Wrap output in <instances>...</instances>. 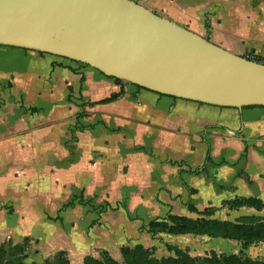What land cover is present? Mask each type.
I'll use <instances>...</instances> for the list:
<instances>
[{
	"label": "crops",
	"instance_id": "obj_1",
	"mask_svg": "<svg viewBox=\"0 0 264 264\" xmlns=\"http://www.w3.org/2000/svg\"><path fill=\"white\" fill-rule=\"evenodd\" d=\"M132 1L201 37L206 34L228 52L264 57V0ZM1 93L8 101L0 111V210L13 203L20 213L0 241L9 234L27 237L34 229L25 232L18 225L42 228L53 221L59 229L37 239L42 254L62 250L70 264H83L87 255L106 251L118 260L117 247L127 238H148L142 227L158 206H180L189 213L184 205L191 196L184 184L196 193L264 195V140L252 139L264 130V108L214 107L161 95L62 57L2 46ZM112 95L116 98L106 101ZM230 139L240 145L232 159L224 152ZM208 149L206 174L188 173L204 164ZM251 154L262 165L253 174ZM80 197L97 215L85 238L68 219L83 206ZM74 198L73 207L58 212ZM93 199L112 210L99 214L102 205ZM54 234L57 246L49 242Z\"/></svg>",
	"mask_w": 264,
	"mask_h": 264
},
{
	"label": "water",
	"instance_id": "obj_2",
	"mask_svg": "<svg viewBox=\"0 0 264 264\" xmlns=\"http://www.w3.org/2000/svg\"><path fill=\"white\" fill-rule=\"evenodd\" d=\"M0 46L62 57L161 95L264 107V64L132 0H0Z\"/></svg>",
	"mask_w": 264,
	"mask_h": 264
},
{
	"label": "rangeland",
	"instance_id": "obj_3",
	"mask_svg": "<svg viewBox=\"0 0 264 264\" xmlns=\"http://www.w3.org/2000/svg\"><path fill=\"white\" fill-rule=\"evenodd\" d=\"M203 36L205 38L206 34ZM121 83L129 84L123 81ZM2 95L3 93L0 94V111L4 110L8 101V97ZM214 129L217 128L215 127ZM226 135L231 138L233 137L228 133ZM233 138L238 137L234 136ZM252 139L264 140V130L261 132L258 130ZM227 143L225 147L228 150L226 149L224 152L231 159L235 158L239 152L240 145L233 139H230ZM250 157V165H248L250 168L248 171L253 174L255 173L254 169L259 170L262 165L254 161L258 159V156L253 157L251 154ZM244 158H246V155L242 156L238 165L242 164L241 161ZM260 159L262 158L260 157ZM240 174H245V170L243 169ZM183 195L187 201L186 193L184 192ZM248 198L258 199L259 204H249L245 201ZM103 201L105 200L102 199ZM189 201L197 207L199 213H184L180 206H176L175 209H162V207L158 206L157 209L153 210L155 216L149 215L148 218L159 222L167 219L168 216L184 217L191 220H204L209 224L204 227L206 229L208 228L211 232L219 230V227L229 233L236 232L237 228L255 226L264 221V195L255 193L254 191L249 190L244 193L235 192L228 194L206 189V191L201 193L193 194ZM92 203L102 205L94 199ZM90 207H92L91 202L89 204H83L81 208L77 207L74 209V213L72 211L68 217L75 229L82 231L81 234H78L82 238L86 237L85 229L88 227L91 218H97V215ZM16 208V205L13 203H5V208L0 210L6 215V218H4L0 212V234L7 233L10 225L14 223V219L19 215L20 209ZM75 218L78 221L76 225H74ZM150 221L148 220V223ZM163 222L171 226L168 219ZM223 223L229 225L219 226ZM29 227H34L33 231L29 232ZM17 228L26 230L25 232L28 231V235L24 237L23 235H17V233L15 235L13 234V236L9 234L0 241V264H44L45 262L58 264L59 262H63V260L69 263L65 251L53 249L51 254H42L39 240H37L45 238V235H43L44 232L53 233L55 229H59V227L57 228L56 222L48 221L46 225L42 224V228L40 223L31 226L21 224ZM61 228L63 227L61 226ZM12 229L13 227H11L10 231ZM147 235L148 238L146 240L139 241L130 238L132 239L130 243V239L127 238L126 242L122 243L123 245L117 247L120 254L118 260L113 259L106 251H100L97 256L87 255L84 257L83 264H264V240L247 243L246 240L241 238L209 236L204 233L174 234L167 229L159 230L154 239L149 234ZM119 236L118 232L116 234L117 241L120 240L121 236ZM58 237L56 234L48 236L49 240H51L48 241L52 246L59 245L60 240ZM43 246H46V244L43 243Z\"/></svg>",
	"mask_w": 264,
	"mask_h": 264
},
{
	"label": "trees",
	"instance_id": "obj_4",
	"mask_svg": "<svg viewBox=\"0 0 264 264\" xmlns=\"http://www.w3.org/2000/svg\"><path fill=\"white\" fill-rule=\"evenodd\" d=\"M39 53H41V52H39ZM246 58L253 60L255 62L264 64L263 58L260 56H254L253 58H249V57H246ZM82 65H84V64H82ZM84 66H87V65H84ZM111 79H113V78H111ZM113 80L117 83H121L120 80H117V79H113ZM115 98H116V96L112 95L106 101H111V100H114ZM245 108L249 109V108H264V107H245ZM209 161H210V158H209V149H208L207 153H206V158H205L204 164L198 168H195L194 170L188 171V173H190L192 175H196L199 173L206 174V165L205 164ZM184 187L186 188L189 196H192L193 194L196 193V190L188 188L185 184H184ZM74 201H75V198L70 200L68 203L63 204L60 207V209L58 210V212H61L62 210L66 209V208L73 207ZM245 201L248 202L249 204H252V203L253 204H256V203L259 204L258 199L248 198ZM77 202H78V204H81V205L90 203V201H88V202H86L84 200L82 201L81 197L78 199ZM184 207L190 213H199L198 210L195 208V206L190 201H188L184 205ZM98 208L99 207H95V209H98ZM107 209L112 210V207L109 205V203L102 205L99 208L98 213L100 214ZM167 219L171 223V226L167 225L166 222H163ZM167 219H164L162 222H159L157 220H152L147 225H144L142 227V230L145 231L147 234H149L150 237L153 239L157 236L159 230H166L167 229L169 232L174 233V234L204 233V234H207L209 236H220V237H224V238H235V239L241 238L243 240H246L247 243L264 240V221H263V223H258L255 226H243L241 228H237L236 232L229 233L228 231H224L223 229H220L219 227H218L219 230H215L214 232H211L208 228L206 229V227H204V226L209 225L207 223V221H204V220H191L188 218L175 217V216H168ZM93 224H97V223L94 222ZM223 225L227 226L229 224L223 223L219 226H223ZM240 229H241V231H240ZM44 264H51V263L45 262ZM58 264H69V263L67 261L63 260V262H59Z\"/></svg>",
	"mask_w": 264,
	"mask_h": 264
},
{
	"label": "built area",
	"instance_id": "obj_5",
	"mask_svg": "<svg viewBox=\"0 0 264 264\" xmlns=\"http://www.w3.org/2000/svg\"><path fill=\"white\" fill-rule=\"evenodd\" d=\"M247 57H249V58H253L254 56H253V55H251V56H247ZM263 62H264V57H263Z\"/></svg>",
	"mask_w": 264,
	"mask_h": 264
}]
</instances>
